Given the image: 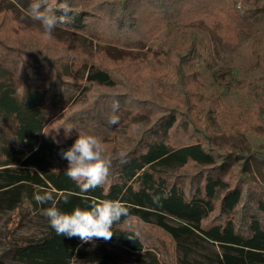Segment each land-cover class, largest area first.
I'll return each mask as SVG.
<instances>
[{
  "label": "rangeland",
  "instance_id": "rangeland-1",
  "mask_svg": "<svg viewBox=\"0 0 264 264\" xmlns=\"http://www.w3.org/2000/svg\"><path fill=\"white\" fill-rule=\"evenodd\" d=\"M83 1L89 3L88 22L97 36L91 31L62 30L58 24L47 36L40 22L27 14L28 8L16 0H4L1 5H15L18 16L31 26L19 23L11 12H0V43L17 47L26 59H47L64 67L62 73L68 84L62 87L63 95L66 97L69 89L74 97L67 106L58 101V108L64 107L60 110L53 103L55 99L50 100L46 131L56 137L73 132L77 124L68 125L77 119L75 115L83 117L99 98L117 95L121 105L118 124H109V120L100 123L91 117L79 123L85 124L81 134L100 138L106 158L113 161L175 116L178 122L172 131V145L201 143L219 154L222 162L232 158L227 176L232 186H246L247 205L248 199H264V160L259 161L258 154H264V8L255 10L256 5L232 2L234 7L221 4L208 17L195 12L191 19L176 24L168 18L169 21L159 19L154 9L159 3L155 0ZM175 1L169 0L170 4ZM260 1V7H264V0ZM195 3L191 1L189 6L180 2L178 7L183 13L191 11V16ZM235 10L240 15L237 21L231 13ZM123 19L125 23H120ZM131 19L140 20L139 29H145L144 35L131 31ZM121 25L127 27V35H118ZM139 34L141 38L137 39ZM129 37L133 42L142 40L141 44L127 48L122 42L129 41ZM23 63L29 64L26 60ZM86 64L107 70L118 85L110 89L88 84L83 78L87 71L82 67ZM29 65V69L41 67ZM68 73L71 77L66 76ZM201 170L192 165L181 174L191 176ZM244 209L245 206L239 208L235 215L241 217ZM219 214L217 209L213 216ZM128 226L140 233L145 251L154 253L161 264H182L184 259L189 264H215L222 253L217 244L206 241L177 252L171 239L156 227L134 220ZM46 232L41 209L25 198L16 210H0V258L12 244L40 239ZM103 247L112 253L108 264H140L135 254L118 243L97 239L82 243L83 255L74 262L99 264L93 256Z\"/></svg>",
  "mask_w": 264,
  "mask_h": 264
},
{
  "label": "trees",
  "instance_id": "trees-1",
  "mask_svg": "<svg viewBox=\"0 0 264 264\" xmlns=\"http://www.w3.org/2000/svg\"><path fill=\"white\" fill-rule=\"evenodd\" d=\"M3 1L0 0V12H11L19 23L31 26L18 16L15 5L1 6ZM16 1L28 9L34 2ZM191 1L196 2V8L190 16V10V13H183L178 5L187 2L191 6ZM84 2L48 0L49 4L57 3V7L60 3H67L71 7L68 13L71 23L58 24L59 28L92 32L87 17L89 3ZM232 2L235 5L239 2L256 5L255 10L264 8L260 7V0H177L174 4H170L169 0H155L159 4L154 9L160 20H172L178 24L182 19H191L195 12L198 16L203 14L208 17V13L219 10L221 4L234 7ZM231 13L233 19H240L239 12L235 10ZM62 14V11H56V15ZM139 25L140 20L131 19L128 27L133 33L144 35L145 29H139ZM121 28L122 32L118 31V35H127V27L121 25ZM140 34L137 39L141 38ZM222 37L225 38V35ZM127 39L129 41L122 42L127 48H136L135 44L139 46L142 41L133 42L131 37ZM25 60L41 67L29 69L31 65L24 66ZM63 68L58 62L51 64L47 59H26L17 47L0 43L1 211L18 209L24 198L38 210L51 206L50 203L38 204L34 199L36 191L42 194L41 190H55L56 206L67 213L76 207L88 209L93 200H118L129 208V216L122 217L119 223L113 225L114 235L110 241L135 254L137 263L161 264V261L154 253L145 251L143 237L128 226L133 220L161 230L175 244L177 252L191 250L200 241H206L221 248L222 253L215 264H264V199H248L247 205L246 186H232L227 178L233 165L232 158L222 162L219 154L201 143L172 145V131L178 122L175 116H170L165 123L150 131L140 144L124 152L123 162L120 155L113 159L107 179L101 186L82 192L77 182L66 175L68 161L61 158V150L70 148L81 134L85 125H79L82 118L87 120L91 117L102 123L109 120L111 115H117L119 109L113 113L111 103L113 99L120 101V98L117 95L99 98L83 117H72L74 119L68 126L77 124L72 127L73 132L61 137L49 134L46 126L50 120V100L55 99L53 103L56 102V109L60 110L64 108H58L61 101L67 106L74 97L69 89L66 97L63 95L64 83L66 86L68 84L64 80ZM82 68L87 71L83 78L88 84L110 89L118 85L110 72L95 64H86ZM66 76L71 77V74ZM258 154L261 158L259 161L264 160V154ZM192 165L201 168V173L191 176L181 174ZM262 178L264 181V175ZM153 197H158V201L154 202ZM244 206L243 215L236 216L239 208ZM217 209L220 214L213 216ZM45 218L46 234L40 239L12 244L8 253L0 258V264H11L6 260L8 258L17 264H77L74 259L83 255V242L78 237L57 235L48 218ZM93 257L99 264H108L112 253L103 247ZM181 262L189 264L185 259Z\"/></svg>",
  "mask_w": 264,
  "mask_h": 264
},
{
  "label": "clouds",
  "instance_id": "clouds-1",
  "mask_svg": "<svg viewBox=\"0 0 264 264\" xmlns=\"http://www.w3.org/2000/svg\"><path fill=\"white\" fill-rule=\"evenodd\" d=\"M57 10L63 14L56 15ZM69 12L71 7L67 3H60L57 7L49 4L48 0H34L27 14L31 19L39 21L44 33L51 36L57 24L71 23ZM119 107V101L113 99V113L118 111ZM118 123L117 115L109 117V124ZM70 131L71 128L67 130ZM60 155L68 161L66 175L77 182L82 192L101 186L107 179L112 161L104 156V147L99 137L79 133L74 144L67 150H61ZM123 155L120 154L122 162ZM41 191L43 194H36L34 199L41 205L50 203L51 206L41 209V214L48 218L51 228L59 236L78 237L83 243L92 242L94 239L110 241L114 235L113 225L119 223L122 217L129 216V208L118 200H93L88 209L76 207L71 213L63 212L56 206L53 195L55 190ZM158 199L153 197L154 202Z\"/></svg>",
  "mask_w": 264,
  "mask_h": 264
}]
</instances>
